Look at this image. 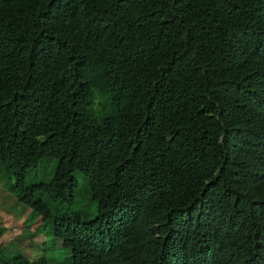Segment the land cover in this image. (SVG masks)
<instances>
[{
    "label": "trees",
    "instance_id": "trees-1",
    "mask_svg": "<svg viewBox=\"0 0 264 264\" xmlns=\"http://www.w3.org/2000/svg\"><path fill=\"white\" fill-rule=\"evenodd\" d=\"M0 183L63 264H264V0H0Z\"/></svg>",
    "mask_w": 264,
    "mask_h": 264
},
{
    "label": "rangeland",
    "instance_id": "rangeland-1",
    "mask_svg": "<svg viewBox=\"0 0 264 264\" xmlns=\"http://www.w3.org/2000/svg\"><path fill=\"white\" fill-rule=\"evenodd\" d=\"M54 166L55 161L53 159L40 160L36 167L29 170L25 175L24 183L35 184L48 181L53 173ZM73 176L77 182L73 201L59 204L57 201L50 200L49 205L52 207L58 206L64 212L78 209L81 205L94 209L95 205L87 199L88 188L84 177L79 171H74ZM15 201L14 192H10L0 183V225L4 227V232L0 236L1 247L12 252H16L15 249H17L29 258H36L44 252L47 257L53 258L54 263L51 262V264H63V258L68 254L66 249L50 238L51 234L37 222L31 223L26 228L21 227L26 223L28 224V220H25L28 210L25 207L22 208V206L19 209L16 208ZM87 202L90 205H86ZM90 213H93V210ZM45 237L49 239L46 242L47 247L43 249L42 244Z\"/></svg>",
    "mask_w": 264,
    "mask_h": 264
}]
</instances>
